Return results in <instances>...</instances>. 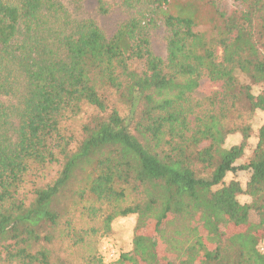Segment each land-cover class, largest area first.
Masks as SVG:
<instances>
[{
    "label": "trees",
    "instance_id": "trees-1",
    "mask_svg": "<svg viewBox=\"0 0 264 264\" xmlns=\"http://www.w3.org/2000/svg\"><path fill=\"white\" fill-rule=\"evenodd\" d=\"M84 1L0 0V264H160L138 224L117 263L98 242L120 217L158 232L199 213L213 247L167 264H264L259 238L220 226L264 222V0H119L133 14L112 36Z\"/></svg>",
    "mask_w": 264,
    "mask_h": 264
},
{
    "label": "rangeland",
    "instance_id": "rangeland-1",
    "mask_svg": "<svg viewBox=\"0 0 264 264\" xmlns=\"http://www.w3.org/2000/svg\"><path fill=\"white\" fill-rule=\"evenodd\" d=\"M68 3L71 7L70 0H62ZM112 5V9L107 14H99L97 12V0H85L82 5L80 13L82 16L92 17L97 20L103 30L108 36H112L119 25L126 19H128L133 13L127 10L125 7L119 5V0H106ZM225 8L230 10L234 6L232 0H223ZM167 33L163 27L153 29L151 32L152 49L155 54L166 58L167 56ZM242 80H246L244 76H240ZM215 89V84L211 83L209 79L203 78L201 80V86L197 92L198 97L208 95ZM84 118L78 120L83 121ZM254 127L258 128L264 123V112L258 111L254 117ZM76 126L78 123H75ZM236 136V134H235ZM238 136L233 138V142H238ZM89 165H85L82 168H88ZM79 169L78 181H76L73 187H76L78 182L84 179V173L88 169ZM242 202L248 201V196H240ZM263 215V214H262ZM261 215L253 216L250 223L235 226L232 223L222 222L220 226L225 229L227 234L235 242L246 239L249 236H255L260 239L261 250L264 251V222L262 223ZM140 219L137 215H129L127 217H120L113 221L111 232L100 238L98 242V250L103 254L105 260L109 263H117L120 260L122 253L129 252L133 248V239L135 234V228L137 227L138 234L158 236L157 254L160 264H167L166 257L176 260L177 262L183 260L190 253L197 254L203 258L208 250L213 247V229L206 228L204 223V216L200 213L197 219L193 223H186L178 218L171 217L170 220L156 232L154 230V220L151 218H144L139 223ZM145 223V224H144ZM141 226V228H140ZM203 233V236L199 238V234ZM215 242V241H214Z\"/></svg>",
    "mask_w": 264,
    "mask_h": 264
}]
</instances>
